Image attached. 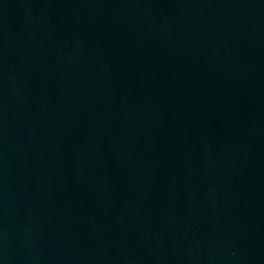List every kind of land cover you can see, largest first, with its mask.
Masks as SVG:
<instances>
[{
    "label": "water",
    "instance_id": "1",
    "mask_svg": "<svg viewBox=\"0 0 264 264\" xmlns=\"http://www.w3.org/2000/svg\"><path fill=\"white\" fill-rule=\"evenodd\" d=\"M0 264H264V0H0Z\"/></svg>",
    "mask_w": 264,
    "mask_h": 264
}]
</instances>
